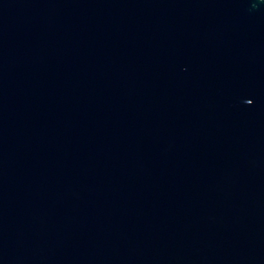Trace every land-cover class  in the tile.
Returning <instances> with one entry per match:
<instances>
[{
	"label": "water",
	"instance_id": "1",
	"mask_svg": "<svg viewBox=\"0 0 264 264\" xmlns=\"http://www.w3.org/2000/svg\"><path fill=\"white\" fill-rule=\"evenodd\" d=\"M0 264H264V0H0Z\"/></svg>",
	"mask_w": 264,
	"mask_h": 264
},
{
	"label": "snow or ice",
	"instance_id": "2",
	"mask_svg": "<svg viewBox=\"0 0 264 264\" xmlns=\"http://www.w3.org/2000/svg\"><path fill=\"white\" fill-rule=\"evenodd\" d=\"M249 103H251V102L249 101Z\"/></svg>",
	"mask_w": 264,
	"mask_h": 264
}]
</instances>
